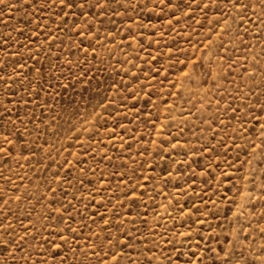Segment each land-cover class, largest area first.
<instances>
[{
	"label": "rangeland",
	"instance_id": "374dc122",
	"mask_svg": "<svg viewBox=\"0 0 264 264\" xmlns=\"http://www.w3.org/2000/svg\"><path fill=\"white\" fill-rule=\"evenodd\" d=\"M72 2L0 0V264H259L264 0Z\"/></svg>",
	"mask_w": 264,
	"mask_h": 264
},
{
	"label": "snow or ice",
	"instance_id": "6c2138e0",
	"mask_svg": "<svg viewBox=\"0 0 264 264\" xmlns=\"http://www.w3.org/2000/svg\"><path fill=\"white\" fill-rule=\"evenodd\" d=\"M61 4L68 8H71L74 6L72 0H61ZM236 4L242 8L249 7L248 4H240V0H236ZM2 243L7 245L8 241H2ZM233 252H234V248L233 250H229V251H225L224 249H221L222 255L219 257V259L223 262V264H229L233 256ZM258 256L262 258L259 260V264H264V247L261 248V251L258 253ZM240 259H243L242 254L240 255ZM247 264H257V260L253 258L252 260L248 261Z\"/></svg>",
	"mask_w": 264,
	"mask_h": 264
}]
</instances>
